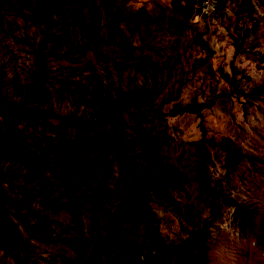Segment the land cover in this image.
<instances>
[{"label": "trees", "instance_id": "1", "mask_svg": "<svg viewBox=\"0 0 264 264\" xmlns=\"http://www.w3.org/2000/svg\"><path fill=\"white\" fill-rule=\"evenodd\" d=\"M226 1L215 0L216 11L224 8ZM228 1L233 3L232 12L239 22L250 21L245 31H253L257 26L253 1ZM13 2L0 0V17ZM202 2L170 0L166 11L149 15L143 8L134 13L126 11L116 0H16V15L37 27L42 40L35 48L25 88L17 85L15 94L0 91V126L14 143L13 148L0 144V262L210 264L214 223L220 221L223 205L232 207L230 218L236 220L241 234L246 227L250 231L264 227L261 209L239 205L223 193L229 190L228 174L241 159L249 158L238 145L242 129L238 115L245 114L247 107L264 95V83L252 88L243 85L249 78L235 67L243 52L235 48L229 73L222 68L212 69L205 64L214 51L202 40V33L195 32L191 45L204 57L194 63L193 76H202L214 84L208 86L209 95L186 101L178 99L179 84L185 80L162 93L159 86L164 87L165 82H158V63L141 64L148 55L144 53L170 49L161 42L167 34L187 41L185 33L192 29L193 19L202 15ZM62 17L76 19L73 22L78 24L84 19L85 26L89 24L94 33L102 31L92 41L94 34L86 28L88 35L72 40L64 56L88 52L98 58L96 52L104 53L99 45L114 46L136 56L138 65L134 68L141 76L140 82L131 86L120 81L116 86H105L96 81L84 98L90 101L86 114L64 113L52 107L41 109V104L50 100L48 60L59 53L53 52L49 44L57 41L53 30ZM134 20V28L123 33L125 40L118 41L121 23ZM134 35L138 36L137 46L133 44ZM172 50L175 52L174 45ZM134 53L138 55H130ZM245 54L247 61L263 66L264 55L252 49ZM162 69L169 80L173 67ZM118 76L121 79L120 72ZM219 82L221 87L216 85ZM218 98L232 104L230 120L224 119L216 131L208 126L205 115ZM169 101L171 105L161 110ZM136 108L151 112L159 121L167 115L184 113L199 117L201 135L192 142V179L185 178L187 172L174 163L165 166L159 158H149L145 147L135 150L128 146L132 125L127 116L133 115L132 109ZM20 124L26 125L28 132L32 127L29 138ZM66 131L73 132L74 144L83 146V158L68 149L72 146L66 147ZM162 137L167 138L165 134ZM60 138L63 141L57 146ZM213 164L220 168L216 177L210 175L209 166ZM114 165L118 166V176L112 175ZM51 248L55 255L45 256Z\"/></svg>", "mask_w": 264, "mask_h": 264}, {"label": "rangeland", "instance_id": "2", "mask_svg": "<svg viewBox=\"0 0 264 264\" xmlns=\"http://www.w3.org/2000/svg\"><path fill=\"white\" fill-rule=\"evenodd\" d=\"M126 9L134 13L143 8L149 15L167 10L170 0H116ZM204 1V0H203ZM205 0V4H206ZM254 4V16L257 18V26L253 31L247 32L246 28L251 26L247 19L239 22L233 15V3L227 0L224 8L211 13V7H207V14L199 15L193 19L192 29L188 30L183 41L177 36L166 35L161 40L167 44L170 49L162 50L158 54H148L141 60V64L157 62L159 73L158 82L164 81L165 86H159V89L165 93L171 85L181 86V101H186L189 97L202 99L209 95V84L202 79V76H193V65L196 61L204 57V53L191 45V36L195 32L202 33V40L209 44L214 51L213 57L206 61L205 66L211 65L212 69H224L226 73L230 72V62L234 58L235 48L242 51V55L237 59L235 67L238 72H244V76L249 80H244L243 85H249V88L255 87L259 83H264V63L261 68L256 62L247 61L245 51L252 49L254 52L264 55V0H252ZM210 4V0H208ZM19 6L14 0L6 13H1L0 25V91L14 93L17 85L22 89L28 83L29 73L32 66V59L35 48L42 40L40 30L21 16L16 15V9ZM26 9H24V12ZM209 13V14H208ZM81 19V18H80ZM77 18V20H80ZM73 21H76L73 20ZM62 17L57 20L54 32L55 44L49 46L53 52L59 53L48 60L49 78L47 86L49 88L50 100L41 104V109L52 107L55 110L64 113H75L78 115L86 114L90 110L88 92L95 85L96 81H101L105 86L113 83L114 86L120 81L122 84L128 83L133 86L140 82L141 76L135 70L136 56H129L123 53L119 48L110 47L104 43L99 45L104 50L96 52L98 58L91 53H85L82 56L70 55L64 56V50L69 47L72 40L84 39L88 35L86 28L93 33V40L102 33L101 30L93 32L92 27L85 26L86 22L78 24ZM136 21H127L121 23L122 33L118 35V41L125 40V33L131 26L134 28ZM83 25V27H82ZM92 31V32H91ZM91 36V34H89ZM178 43L176 44V42ZM133 44L138 45V36H133ZM175 46V52L172 50ZM165 49V48H163ZM76 53V52H75ZM138 55V53L130 54ZM173 59L177 62L173 64ZM170 69L171 77L166 80L165 70ZM120 72V77L118 76ZM175 76V77H174ZM221 87L222 83H216ZM18 99V97L16 96ZM172 101L164 102L161 110L165 111ZM231 102L227 99L218 98L215 100L210 112L205 115V121L213 130H218L224 119L230 120L229 109ZM133 115L127 116L129 127L128 146L135 150L145 147L148 157L153 160L160 159L162 165L174 163L177 168L185 170V178L192 179L194 173L192 166L194 163L193 153L195 144L192 142L199 138L201 130L199 127V117L192 113H184L176 116H165V119L159 121L153 117L151 112H143L140 109H132ZM128 114H125V116ZM239 119L242 122L241 140L238 142L240 149L249 158H243L236 167L228 174L226 182L229 190H223V193L235 199L239 205L254 206L264 212V95L259 100H255L252 105L247 107L246 113H240ZM25 135L29 138L33 133L24 124H20ZM3 127L0 126V144H5L4 148H13V142L8 133H3ZM73 132L66 131L65 144L70 151L83 158V146L74 144L71 137ZM38 137L42 135L34 132ZM32 136L35 137V135ZM47 134V133H46ZM162 134L166 135L164 139ZM45 146L46 141L41 140ZM63 139L57 140V146H61ZM73 142V143H72ZM51 145L47 146L49 149ZM62 148H65L63 146ZM47 149V150H48ZM64 150V149H60ZM210 175L216 177L220 172L217 164L209 166ZM113 176H118V166L114 165ZM75 185V181L72 182ZM111 186V185H110ZM195 189V187H194ZM77 207V204H76ZM232 207L223 205L222 215L219 222L214 223V234L210 242L209 258L210 264H264V227L258 231H250L245 228L241 234L236 227V220L230 218ZM83 231L86 229L82 228ZM55 255L54 249H47L45 256ZM0 264H5L0 262Z\"/></svg>", "mask_w": 264, "mask_h": 264}, {"label": "built area", "instance_id": "3", "mask_svg": "<svg viewBox=\"0 0 264 264\" xmlns=\"http://www.w3.org/2000/svg\"><path fill=\"white\" fill-rule=\"evenodd\" d=\"M216 4H215V0H210V4L208 2V0L206 1V4H205V0L202 2V6H201V12L202 14H207V7H211V13L214 11L216 12ZM209 14V13H208Z\"/></svg>", "mask_w": 264, "mask_h": 264}]
</instances>
